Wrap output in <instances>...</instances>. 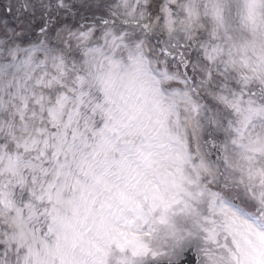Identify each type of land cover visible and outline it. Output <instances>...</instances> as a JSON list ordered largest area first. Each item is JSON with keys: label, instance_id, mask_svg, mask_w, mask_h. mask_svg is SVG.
I'll return each mask as SVG.
<instances>
[{"label": "snow or ice", "instance_id": "obj_1", "mask_svg": "<svg viewBox=\"0 0 264 264\" xmlns=\"http://www.w3.org/2000/svg\"><path fill=\"white\" fill-rule=\"evenodd\" d=\"M118 8L0 41V264H264V0Z\"/></svg>", "mask_w": 264, "mask_h": 264}, {"label": "bare ground", "instance_id": "obj_2", "mask_svg": "<svg viewBox=\"0 0 264 264\" xmlns=\"http://www.w3.org/2000/svg\"><path fill=\"white\" fill-rule=\"evenodd\" d=\"M0 1L4 2L7 6L12 7L19 16L22 15L23 17H30L33 15V16L37 17V19H40V21L42 23H44L46 15L48 16L46 11H48V9H53L52 7L57 6V4H58V0H0ZM65 4L69 5V7H63V8L60 7L61 13L63 14V16L60 18V20H61V22H63V24L65 23V25H60L56 29H54L52 27V30L55 31L53 36H55L56 32H58L62 29H65L67 27H71L73 29H76V28H80L82 25L85 27L89 26L93 22L99 23V21L97 19L88 20L86 18V14L90 13L94 9V6H95L93 3H89L88 0H65ZM80 5L82 7H84L82 10L84 12V14L81 13V16L75 18L73 16V13L75 11L74 8H76ZM43 28L47 32V37L45 36V33H44V34L40 35L38 40L34 43H28V44L23 45L21 42L16 40V38H17L16 34L13 37H9V39H3L2 40L0 37V41L6 40L12 44H21L22 46L26 47L29 44H36L42 40H45L46 38L53 37L52 34L50 33L48 21H47V23H45ZM181 43L183 44L184 42L181 41ZM173 67H175V65H173ZM211 100L213 102H215L214 98L212 96L202 94L200 97V103H202V104H204V102H206L207 104L214 105V103H212ZM204 138H207V134L201 133V139H204ZM2 252H3V246L0 245V254H2ZM198 252H199V250H198ZM175 258L177 259L178 256Z\"/></svg>", "mask_w": 264, "mask_h": 264}, {"label": "clouds", "instance_id": "obj_3", "mask_svg": "<svg viewBox=\"0 0 264 264\" xmlns=\"http://www.w3.org/2000/svg\"><path fill=\"white\" fill-rule=\"evenodd\" d=\"M89 3H93L95 6L99 7L100 9H102V11L105 13V16H101V17H97V19L99 21H102L104 19H108L110 20L115 27L119 28L122 26L121 21L123 19V9L122 8H118V5L121 4L122 0H88ZM133 0H128V3H132ZM173 3H178L180 2V0H172ZM66 7H69V5L66 4ZM119 13V14H118ZM98 26H102V25H98ZM161 39V38H160ZM163 40L164 41H168V36L165 35L163 36ZM153 40L152 43V48L153 50L157 51V54H159L158 49L156 48V43H154ZM184 43H186L187 41L184 40ZM205 108L208 110L207 114H211V110L212 107L208 106L205 104ZM2 223V222H0ZM4 234V229L2 226H0V237H2ZM4 243L3 239H0V244Z\"/></svg>", "mask_w": 264, "mask_h": 264}, {"label": "rangeland", "instance_id": "obj_4", "mask_svg": "<svg viewBox=\"0 0 264 264\" xmlns=\"http://www.w3.org/2000/svg\"><path fill=\"white\" fill-rule=\"evenodd\" d=\"M6 12H8V13L10 14V16H11L12 13L10 12V8H9V11H5V13H6ZM0 22H1V19H0ZM0 28H1V27H0ZM1 36H2V34H1ZM154 43H157V41H154ZM191 50H193V53H196V52H197V49L194 48V47H192ZM175 60H176V59H175Z\"/></svg>", "mask_w": 264, "mask_h": 264}]
</instances>
